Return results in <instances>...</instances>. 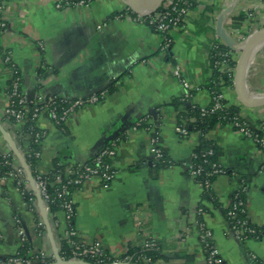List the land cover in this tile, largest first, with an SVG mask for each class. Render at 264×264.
Masks as SVG:
<instances>
[{
    "label": "crops",
    "instance_id": "1",
    "mask_svg": "<svg viewBox=\"0 0 264 264\" xmlns=\"http://www.w3.org/2000/svg\"><path fill=\"white\" fill-rule=\"evenodd\" d=\"M56 1L3 0L7 28L0 43L31 98L53 95L73 100L105 93L97 103L77 109L61 127L44 117L36 121L45 132L39 172L49 171L56 159L70 166L88 163L105 147L115 150L113 179L104 183L94 176L72 194L73 226L80 239L99 242L109 254L123 256L145 235L160 244L154 264H204L202 225L225 264H264V237L239 240L231 235L225 218L233 194L242 186L246 220L264 230V156L255 142L230 125H213L205 138L218 148L226 172L212 180L206 194L187 174L200 137L176 130L182 111L178 102L185 89L174 76L179 66L192 89L191 103L209 106L205 86L212 74L210 54L216 43L225 45L220 31L231 40L236 67L238 46L264 27V0H198L181 28L171 32L166 55L159 50L160 36L133 21L125 0H93L86 8L69 10L55 8ZM239 16L245 22H237ZM229 72L235 75L234 68ZM252 74L250 88L264 94V48ZM10 80L0 60V152H11L7 133L23 154L30 144L25 125L4 116ZM220 92L226 105L251 127H264V106L242 101L234 78ZM153 137L163 152V166L153 159ZM13 163L18 166L19 160L13 157ZM64 219L61 211L48 212L50 239L46 229L37 227L40 212L25 205L13 182L0 180V255L18 253L20 225L31 253L53 256V243L58 249L66 229Z\"/></svg>",
    "mask_w": 264,
    "mask_h": 264
},
{
    "label": "built area",
    "instance_id": "2",
    "mask_svg": "<svg viewBox=\"0 0 264 264\" xmlns=\"http://www.w3.org/2000/svg\"><path fill=\"white\" fill-rule=\"evenodd\" d=\"M92 1L93 0H57L55 3V8L58 10L86 8L91 4ZM189 1L190 0H163L162 4L159 6L163 7L161 12H157V10H155L146 16L138 15L130 8L128 11L132 15L134 22L144 23L147 26H153L154 32L161 38L159 50L162 54L166 55L172 44V38L170 35L171 32L181 28L184 18L189 11L186 7H181L179 3L183 2L187 5V2ZM3 10V0H0V34L4 33L7 28V23L3 18ZM128 11L126 12L127 15H129ZM123 15L124 13L120 14V16ZM39 47H42L40 43ZM214 48H216V44L212 49ZM219 56L221 59L215 61V67L219 68L221 72H229L228 62L225 59L227 55L219 54ZM0 60L9 70L11 75L10 84L6 90L7 102L4 115L9 121L23 123L25 125L32 121L36 122L39 118L44 117L51 120L55 125L60 126L64 124L77 109L86 105L97 103L105 95L104 92H100L85 98H76L73 100H67L53 95H36L31 98L25 91H23L19 72L11 62L9 52L3 48L1 43ZM174 76L185 89L184 95L181 98L182 101L186 102L187 105H190L192 89L181 77L179 66L175 67ZM210 99L211 103L209 106L199 107L200 114L203 117L213 114L217 111H224L227 108V106L222 103L224 99L221 93L216 95L210 94ZM223 120L228 121V125L235 129L241 136L255 142L264 156V127L255 129L251 127L249 123L240 115L232 116L230 118L225 116L223 117ZM141 124L142 123H138V125ZM176 130L183 136L188 135L185 121L181 122V124L177 126ZM28 137L33 139L37 145L42 147L45 132L43 131L28 134ZM151 143L153 146V159L155 160V164H158L163 160L164 155L158 146V139L156 137H153ZM19 153L26 164L27 158L34 157L39 159L41 154L40 151L32 152L30 149H27L23 154L21 151H19ZM211 154L212 152L206 153V155ZM114 155L115 150L113 147L103 148L92 159L91 163H77L75 167L74 165H70L69 167L65 168V178L63 181H60V174L51 175L50 171L39 172L36 169L35 176L32 175L34 179V186L42 199V207L46 210L47 214L49 212L48 203L50 201L48 178L51 177L53 180L52 183L59 185L56 190L58 192V197L62 199L61 209L64 214L66 226L62 239L66 240L73 250L72 256L70 258L63 259L60 257L64 262H84L88 264H149V260L143 256L141 259L134 261L131 256H116L113 254L106 255L104 247L101 243L95 242L92 244H86L80 239V236L75 231V229L73 227H69V224L75 215V207L72 200L73 192L79 189L85 181L94 176L99 177L104 183L110 182L115 175V170L111 164V160L113 159ZM0 156L2 157L3 164L9 167V171L0 177V180L2 182H13L23 197V193L26 192L29 195V199L27 202L24 201L25 205L30 210L36 209L39 212L34 191L27 181L25 171L21 167L20 163L18 166H15L13 163V157H16L15 154L12 151L9 153L0 152ZM204 156L205 154L203 157ZM196 158L197 154L193 152L192 160ZM27 166L29 168L28 164ZM225 172L226 171L221 167L205 170L201 164H194L193 162H191L187 167V174L191 179L198 181V178L203 176L205 187H209L208 178L210 176L222 175ZM69 187L74 188L73 191H71ZM239 188L235 191L234 200L230 202L228 211H226V221L230 233L233 237L239 240L245 241L248 239H260L264 237V232L252 227L247 220H238V214L244 213L246 205V202L237 200ZM240 191H244V189L240 188ZM37 227L44 231L45 226L43 221H39ZM17 238L21 244L29 241L25 230L20 225L17 226ZM183 238L184 236L181 237L182 240ZM199 238L204 264H225L224 261L219 257L218 251L214 247L210 231L205 229L202 225L199 226ZM139 246L144 251L159 250L158 240L145 235L142 236ZM49 258L50 261L46 262L44 260L46 257H44L42 253H30L28 258L0 255V264H59L53 258V256ZM85 258L92 259L93 262H89Z\"/></svg>",
    "mask_w": 264,
    "mask_h": 264
},
{
    "label": "trees",
    "instance_id": "3",
    "mask_svg": "<svg viewBox=\"0 0 264 264\" xmlns=\"http://www.w3.org/2000/svg\"><path fill=\"white\" fill-rule=\"evenodd\" d=\"M197 2L198 0H192V1L190 0L189 2H187V5L184 4L183 2H180L179 5L181 7H186L187 10L190 11L195 8ZM162 10H163V7L161 6L157 9V12H161ZM235 20L240 23L245 22V19L242 16L237 17ZM149 27L153 30V26H149ZM219 54L227 55L225 59L228 62L229 68L235 67V61L232 56L233 52L225 45L221 43H216V48L212 49L211 54H210V62H211V69H212L211 78L208 84L205 86V88L211 95H216L218 93H221L220 88L222 86H228V85L233 84V78H234L233 72H221L219 68L215 67V61H218L219 59H221ZM9 84H10V81H9ZM178 103L182 109V111L179 113V123L181 124V122L185 121V126H186L188 134L194 132V133H198L200 137L199 146L195 148L194 150V153L197 154V158L193 159L192 162L194 164H201L202 167L205 168V170H211L212 168L221 167L219 163L218 148L216 147L215 144H213L211 141L205 138V134L207 133L208 129H210L215 124H228V121L223 120V117L226 116L230 118L232 116H239L238 112H236L232 107L227 106L225 101L223 100L222 103L227 106V108L224 111H217L213 114L203 117L200 114V110L198 106L193 105L192 103L190 105H187V103L182 101V99H180ZM62 125H60L59 127H61ZM37 132H43V131L37 128L36 122L32 121V122L25 124L24 133L28 135V134H33ZM28 149L32 150V152H36V151L41 152V147L37 145L33 139H30V144H29ZM207 152H212V154L206 155ZM204 154L205 156L203 157ZM26 160H27V164L29 165L32 175L35 176V171L37 169V163L39 159L30 157V158H27ZM164 160L165 159L163 158V160L160 163H158V165L163 166L165 164L163 163ZM91 161H89L88 163H84V164H89L91 163ZM76 164H73L74 167ZM67 167L69 166H66L60 163V161L56 159L53 161L52 168L49 171L51 175L60 174V181H63L65 178L64 170ZM8 171H9V167L3 164L2 157L0 156V177H2ZM217 176L218 175H212L208 178L209 187H205V184L203 182L204 181L203 176L198 178V182L202 184L206 194H208L210 191V183ZM48 179H49L48 191L50 194V201L48 203V208H49V213L51 215L52 214L54 215L56 212H59V211L62 212V209H61L62 199L58 197V192L56 190V188L59 187V185L52 183L53 180L51 179V177ZM240 188H243V187L240 186ZM240 188H239V192L237 193V200L246 202L244 191H240ZM69 189L73 191L74 188L69 187ZM23 195H24L23 197L24 201L27 202L29 199V195L26 192H24ZM234 195L235 193L232 196V200H234ZM226 211H228V208L225 210V218H226ZM245 216H246L245 211L244 213H239L238 220H246ZM73 224H74V217L71 223L69 224V227L74 228ZM259 230L264 232L263 229H259ZM30 248L31 247L29 245V241L22 243L18 249V253L15 256L22 257V258H28L29 254L31 253ZM104 251L106 255L109 254L105 249ZM72 252L73 250L70 244L67 243L66 240L61 239L58 243L59 256L63 259H68L72 256ZM124 256H131L134 261L137 259H141L143 256L149 260V264H154V262L158 260L160 256V244H159V250H156V251H144L142 250L140 246L131 247L128 249L127 253ZM85 259L89 262H93L92 259H89V258H85ZM44 260L46 262H49L50 258H46Z\"/></svg>",
    "mask_w": 264,
    "mask_h": 264
},
{
    "label": "water",
    "instance_id": "4",
    "mask_svg": "<svg viewBox=\"0 0 264 264\" xmlns=\"http://www.w3.org/2000/svg\"><path fill=\"white\" fill-rule=\"evenodd\" d=\"M163 0H155L153 4L149 3L147 0H127L125 1L127 7H129L134 13L141 15V16H146L150 12H153L159 8V6L162 4ZM220 37L223 39L225 42V45L228 48H231V40L228 39V37L220 31ZM264 37V28H262L259 32L256 34L252 35L246 42V45L242 49V52L239 56L236 69H235V75H234V87L236 89V92L238 94V97L242 101H247L250 103H254L257 105H263L264 106V94L255 92L252 90H246L243 85V73H244V66H245V61L250 54L252 48L256 44L257 41H259L261 38ZM4 138L6 142L8 143L11 151L15 154V156L18 158L19 163L23 170L25 171V175L27 178V181L29 182L31 188L34 191V196L38 204L39 212L41 214L42 221L44 223L47 235L50 239H52L51 235V230L49 227V223L47 220V212L46 210L42 207V199L36 190L34 186V179L31 174V171L29 170L27 164L24 162L22 156L20 155L18 149L16 148L15 143L9 136V134L5 133ZM53 258L59 263V264H88L84 262H64L61 260L59 254H58V249L57 246L53 243Z\"/></svg>",
    "mask_w": 264,
    "mask_h": 264
},
{
    "label": "bare ground",
    "instance_id": "5",
    "mask_svg": "<svg viewBox=\"0 0 264 264\" xmlns=\"http://www.w3.org/2000/svg\"><path fill=\"white\" fill-rule=\"evenodd\" d=\"M147 1L151 4L155 2V0H147ZM263 48H264V37L256 42V44L252 48L250 54L248 55L245 61L244 73H243V85L246 90H252L250 88V84L252 83L253 68L256 65V57Z\"/></svg>",
    "mask_w": 264,
    "mask_h": 264
},
{
    "label": "rangeland",
    "instance_id": "6",
    "mask_svg": "<svg viewBox=\"0 0 264 264\" xmlns=\"http://www.w3.org/2000/svg\"><path fill=\"white\" fill-rule=\"evenodd\" d=\"M263 28H264V27H263ZM246 42H247V39H246V41L242 42L240 46H238V48H239V49H238V53H239L238 56H240V54H241V52H242V49H243L244 46L246 45ZM238 59H239V57L236 58V65H237ZM234 69H236V67H234Z\"/></svg>",
    "mask_w": 264,
    "mask_h": 264
}]
</instances>
